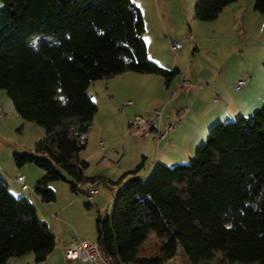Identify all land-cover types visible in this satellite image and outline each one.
I'll list each match as a JSON object with an SVG mask.
<instances>
[{
  "label": "trees",
  "instance_id": "1",
  "mask_svg": "<svg viewBox=\"0 0 264 264\" xmlns=\"http://www.w3.org/2000/svg\"><path fill=\"white\" fill-rule=\"evenodd\" d=\"M1 1L0 89L22 118L45 129L35 152H15V161L45 171L36 191L46 202L56 199L45 187L51 181L86 193L87 184L105 180L85 175L88 163L79 156L98 111L88 94L91 83L126 71L170 81L179 69L149 58L145 20L133 0ZM232 1L198 0L195 17L214 20ZM255 9L263 12L264 0H255ZM36 35L41 39L34 44ZM144 169L143 160L109 179L118 185L130 176L113 214L97 221L101 251L113 264H162L154 254H141L151 232L162 239L166 257L182 252L189 264L218 253L221 264H264V103L248 117L213 126L189 164H159L150 175ZM55 246L35 205L16 197L0 173V264L28 253L39 263Z\"/></svg>",
  "mask_w": 264,
  "mask_h": 264
},
{
  "label": "rangeland",
  "instance_id": "2",
  "mask_svg": "<svg viewBox=\"0 0 264 264\" xmlns=\"http://www.w3.org/2000/svg\"><path fill=\"white\" fill-rule=\"evenodd\" d=\"M133 1L140 7L145 20L144 38L149 58L168 70L180 68L181 75L187 77L191 87L188 91L179 90V76L178 83L174 79L173 88L165 89V76L136 71L91 83L88 94L97 104L98 111L86 133V147L79 156L88 163L84 168L85 175H104L107 179L84 187L98 189L91 200L84 192L73 191L71 184L64 180L48 182L45 187L56 197L48 202L36 191L45 171L34 163L19 167L14 158L15 152L34 153L35 144L45 135V129L22 118L6 91L0 89V105L3 106L0 114V166L9 170L22 169L26 184L34 193L30 196V189L24 191L22 185L16 183L18 192L14 195L27 197L35 205L38 217L48 223L56 236V246L45 260L36 263L33 254L28 253L11 258L7 264H86L78 259L66 260L65 249L74 238L98 239L97 221L113 214L116 194L124 188L130 176L118 185H112L109 179H119L143 160L145 169L142 174L149 175L159 164L168 167L189 164L213 126L220 121H235L239 115L248 117L264 103V11L255 9V0L232 1L211 21L195 17L198 0ZM2 6L0 0V9ZM230 7L236 13L231 17ZM188 36L192 40L184 42L181 50L171 49V41H182ZM40 39V35L34 36L33 43L37 44ZM244 75L250 78L249 84L237 90L235 84ZM216 95L220 96L217 101ZM125 100L135 103L122 110ZM156 109H165L164 122L181 118L176 131L160 142L156 129L145 136L132 134L130 125L134 117L150 118ZM154 125L158 127L157 120ZM103 157L113 165L104 167L100 163ZM3 177L13 183L12 176L3 174ZM161 240L156 232H151L141 254H154L164 259L162 264H189L182 252L172 258L166 257V251L160 249ZM222 262L223 256L218 253L213 260L200 264Z\"/></svg>",
  "mask_w": 264,
  "mask_h": 264
},
{
  "label": "built area",
  "instance_id": "3",
  "mask_svg": "<svg viewBox=\"0 0 264 264\" xmlns=\"http://www.w3.org/2000/svg\"><path fill=\"white\" fill-rule=\"evenodd\" d=\"M191 36L185 37L182 41H171L170 47L173 51H178L183 48L184 42H191ZM250 80V78L244 75L241 79L237 80L235 84V88L237 90L242 89L246 83ZM191 87V84L186 76L180 74L179 81V90L188 91ZM174 94V92H173ZM215 100H219L220 96L216 95ZM135 102L133 100H125L122 102L121 108L124 110L126 107L133 105ZM164 111L165 109H156L150 118H145L142 115H136L131 122L132 134L145 136L153 129L157 130V139L158 141H162L166 139L173 131H175L177 125L181 121V118H178L177 121H168L164 122ZM3 112V107L0 105V114ZM158 121V127H155V121ZM103 144V142H101ZM16 180L22 185V190H29V186L25 182V177L20 175L16 178ZM82 188V185L79 184ZM34 193L33 190H29L30 196ZM98 193V189L92 187L88 189L85 193L86 196L91 200L94 195ZM66 260H81L86 264H113L110 257L102 253L100 244L98 240H89V239H81L74 238L68 246H66ZM118 264H140L137 262H120Z\"/></svg>",
  "mask_w": 264,
  "mask_h": 264
},
{
  "label": "crops",
  "instance_id": "4",
  "mask_svg": "<svg viewBox=\"0 0 264 264\" xmlns=\"http://www.w3.org/2000/svg\"><path fill=\"white\" fill-rule=\"evenodd\" d=\"M230 9V11H232L233 12V14H230V17L231 16H233L234 14H236L235 13V11L233 10V9H231V7L229 8ZM148 46V45H147ZM179 69V73L176 75V76H174L172 79H170V81H165V89L167 88V89H169V88H173V87H171V86H173V82H174V79H176V82L178 83V80H179V76H180V74H181V69L180 68H178ZM157 75V74H156ZM176 77V78H175ZM248 84H249V82H247L246 83V86H248ZM245 86V87H246ZM241 90V89H240ZM169 92V91H168ZM165 94H166V92H165ZM165 94L163 95V98H165ZM249 98V97H248ZM176 131V130H175ZM100 163H102V165L104 166V167H109V166H112L113 164L111 163V161L107 158V157H103V159L100 161ZM22 170V169H21ZM21 170H17L16 168H13V169H11V170H9L8 168H6V167H3L2 165L0 166V173L3 175V174H5V175H7V176H12L13 177V183L11 184V183H9L8 182V186H9V189L11 190L12 188H13V190H11V192L13 193V194H17L16 192H18L17 190V187H16V183H19L17 180H16V178L18 177V176H20V175H23L24 177H25V182H26V180H27V178H26V174L25 173H22V171ZM17 174V175H16ZM105 179H107V177L106 176H104V175H102ZM92 187H94V186H92ZM16 190V191H15ZM14 258H16V257H14ZM34 258V257H33ZM69 261V260H68Z\"/></svg>",
  "mask_w": 264,
  "mask_h": 264
}]
</instances>
